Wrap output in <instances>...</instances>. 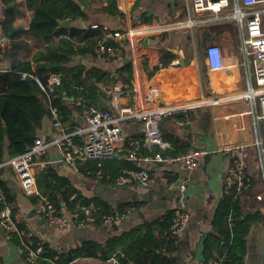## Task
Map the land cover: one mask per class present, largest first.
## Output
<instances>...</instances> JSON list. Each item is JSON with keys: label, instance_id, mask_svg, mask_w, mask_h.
Wrapping results in <instances>:
<instances>
[{"label": "crops", "instance_id": "0c3cea01", "mask_svg": "<svg viewBox=\"0 0 264 264\" xmlns=\"http://www.w3.org/2000/svg\"><path fill=\"white\" fill-rule=\"evenodd\" d=\"M122 5L123 11L117 17L98 11L99 4L92 3L90 8L85 9L88 15L86 22L66 20L65 27L86 29L99 24L109 31L107 34L119 31L124 35L122 41L110 37L117 45L123 44L120 59L107 61L98 56L93 59L80 58L79 61L86 68H98L107 72H115L125 64L130 65L132 95H122L121 91L115 95L107 90L111 94L110 101L106 103L108 110L113 111L118 105L128 106L134 113H140L158 102L189 103L199 98L210 99L216 95L238 93L245 88L240 32L231 21L209 13H195L190 0H124ZM2 10L0 2V20ZM30 18V11L21 1L17 7L15 26L28 29ZM7 43L9 41L0 35L1 52ZM35 43L34 45L39 46ZM32 44L29 42L31 47ZM210 44L218 45L222 52L223 67L217 71L208 70L206 65L205 49ZM34 50L31 52L34 53ZM153 92L156 93L154 97ZM239 109L236 102H228L218 107L197 108L187 114L164 118L160 124V134L164 128L180 138L188 146L187 150L200 146L207 148L208 155L199 160L188 175L154 165L150 168V181L146 184L114 187V163L106 168L107 177L103 181L92 180L69 168L56 149L50 147L43 161L56 169L60 176L68 179L82 198L96 199L108 206L125 210L120 214L123 215L122 218L118 216L109 224H70L62 230L48 227L43 218L36 214L34 200L23 194L13 167L7 161L1 163L0 180L4 183L1 192L13 208V219L10 229L0 231V264H24V244L15 242L12 236L19 234L16 226L18 222L29 227L33 236L53 251L70 252L80 249L86 243L104 245L109 239L121 236L142 224L164 221L171 216L179 204L177 185L180 180H186L185 209L189 221L178 239L177 249L168 257L174 258V264H205V243L214 231L213 222L223 193L225 176L227 170L235 164V160L222 153L221 148L240 140L234 131L233 119L226 118ZM73 117L76 128H81L84 123L80 114L73 112ZM64 125L69 128L68 124ZM121 130L125 137H143L141 125L133 119L123 121ZM64 132L68 133L66 128ZM54 134L51 118L46 116L37 131V137L46 140ZM124 149L125 145L119 146L115 156L125 153ZM250 153L249 166L244 168V172L253 173L257 189L254 188L252 195L245 197L244 207L258 208L264 214L263 179H260L251 163L255 150L251 149ZM258 193L261 194L260 200L256 198ZM128 207L132 211L126 213ZM61 213L69 215L71 210L63 207ZM246 244L244 264H264V223L252 225ZM213 254L217 256L218 252L214 251ZM68 264H114V260L103 262L99 256L81 257Z\"/></svg>", "mask_w": 264, "mask_h": 264}, {"label": "trees", "instance_id": "16d2710c", "mask_svg": "<svg viewBox=\"0 0 264 264\" xmlns=\"http://www.w3.org/2000/svg\"><path fill=\"white\" fill-rule=\"evenodd\" d=\"M24 3L30 11L28 29L15 26L17 7ZM3 6L0 20V35L9 43L5 46L0 60V164L26 153L32 146L42 120L50 116V109L55 108L62 127L68 133L74 132L76 120L73 112L80 114L77 103L92 105L108 110L111 90L119 85L122 95H132L131 68L123 65L115 72L98 68H86L77 61L93 59L98 55V42L103 40L107 47L117 43L105 36L109 32L97 24L96 29L87 27L62 28L60 21H87L86 8L92 3L99 4L98 11L120 17L114 2L110 0H0ZM32 42V47L29 45ZM36 42V43H35ZM38 43L39 46L34 45ZM34 50V53L31 51ZM40 78L43 84L50 75H59L60 84L52 91L40 88L33 79H22V74ZM68 98V99H67ZM71 99V100H69ZM64 124H68L69 128ZM161 137L169 148L161 150L163 156H175L186 152L187 147L175 134L161 129ZM138 139V138H136ZM141 139V138H140ZM73 140L80 144V139ZM127 148V146H126ZM144 153L147 150L142 149ZM122 155L99 162L95 160L77 161L78 172L85 177L103 181L106 168L114 163V180L123 170H135L132 161ZM44 156L39 160L43 161ZM121 160V161H119ZM100 172V178H98ZM244 185L225 188L215 212L213 228L209 240L205 243V264H244L247 251L246 237L255 223H264V214L258 208L246 209L244 200L252 195L256 185L253 173L245 175ZM35 183L39 193L46 197L61 212L68 207L71 213L87 208L93 217V225L103 224L105 216L113 218L125 210L114 208L96 199L82 198L68 179L58 174L52 166H47L36 174ZM4 183L0 180V190ZM35 204L37 199L30 197ZM131 208V207H128ZM127 208V209H128ZM126 209V210H127ZM172 217L164 221L142 224L125 232L121 236L109 239L104 245L86 243L78 250L70 252L53 251L36 237H27L28 229L24 223L16 222L19 234H12L15 242L30 247L41 244L43 247L40 260L43 264H68L75 259L99 256L103 262L114 260V264H174L168 257L177 249V237L171 233ZM13 219V218H12ZM26 250V247H24ZM160 251L165 255H159ZM214 251L218 255L213 254ZM24 256V254H23Z\"/></svg>", "mask_w": 264, "mask_h": 264}, {"label": "built area", "instance_id": "2783aa9c", "mask_svg": "<svg viewBox=\"0 0 264 264\" xmlns=\"http://www.w3.org/2000/svg\"><path fill=\"white\" fill-rule=\"evenodd\" d=\"M115 3L119 12L123 11L124 0H110ZM192 9L198 14H213L220 19L231 21L240 32V51L242 54L241 65L245 72V88L233 94L216 95L210 99L199 98L189 103H171L147 107L140 113H134L128 106H115L112 110L98 109L92 105L80 104V116L83 126L72 133L64 132L55 108L50 109L51 126L55 134L49 139L35 138L32 146L21 156L8 160L17 175L22 192L27 197L37 199L35 204L36 214L45 220L48 227L62 230L68 225L91 226L94 222L87 208H81L80 212L63 215L55 206L37 190L36 173L46 165L39 158L45 156L50 147H54L62 161L72 170L78 171L77 161L95 160L99 162L111 159L118 151L119 146H124L125 157L132 161L135 170H123L114 180V187L131 186L133 184H146L150 181V168L154 165L178 170L184 174H190L199 160L208 155L207 148L192 147L185 153L175 156H163L161 150L168 145L163 142L160 134V124L164 118L173 115L187 114L191 110L203 107H218L222 103L236 102L240 109L227 116L233 119L232 124L239 142H230L221 148V152L231 156L235 164L227 170L224 187L245 188L244 168H248L251 158L250 150H255L251 159L254 170L264 185V0H190ZM193 23V22H192ZM96 29L97 24L91 25ZM106 38L114 37L120 41L124 35L119 31L107 34ZM123 44L107 47L103 40L98 42L97 55L104 60H118L122 57ZM0 50V60H1ZM205 59L208 70L217 71L223 67L222 52L218 45L210 44L205 49ZM22 79H33L42 89L53 90L60 84L59 75H50L46 84L39 77L22 74ZM111 92L117 95L119 86H114ZM152 96H156L153 92ZM136 120L141 125L143 137H125L122 134L121 124L125 120ZM250 139L247 140V137ZM80 139L77 144L73 138ZM127 146V148H126ZM142 149L147 150L144 153ZM100 178V172L97 173ZM186 180L178 181L177 190L179 204L173 210L171 233L179 238L189 221L188 212L185 209ZM257 189V182L255 185ZM258 200L261 194L256 195ZM132 211L129 208L126 213ZM123 215L105 216L103 224H109L114 219ZM13 208L7 203L0 190V229L8 230L12 226ZM27 237L33 236L32 230L27 227ZM24 244V243H23ZM26 247L24 264H43L40 256L43 251L41 244L36 247Z\"/></svg>", "mask_w": 264, "mask_h": 264}, {"label": "water", "instance_id": "95a60500", "mask_svg": "<svg viewBox=\"0 0 264 264\" xmlns=\"http://www.w3.org/2000/svg\"><path fill=\"white\" fill-rule=\"evenodd\" d=\"M59 24H60L62 27H64V28L67 26V22H66V21H60ZM77 61L79 62V61H80V58H78ZM163 121H164V119L161 121V123H162ZM60 158H61V157H60ZM43 221H45V220L43 219ZM0 231H1V232H4L3 229H2V230L0 229ZM156 253L159 254V255H165V254L161 253L160 251H156Z\"/></svg>", "mask_w": 264, "mask_h": 264}, {"label": "rangeland", "instance_id": "374dc122", "mask_svg": "<svg viewBox=\"0 0 264 264\" xmlns=\"http://www.w3.org/2000/svg\"><path fill=\"white\" fill-rule=\"evenodd\" d=\"M22 189V188H21ZM2 230V229H1Z\"/></svg>", "mask_w": 264, "mask_h": 264}]
</instances>
